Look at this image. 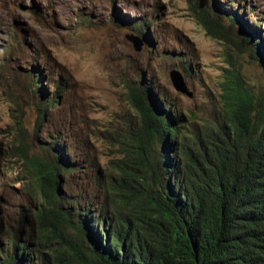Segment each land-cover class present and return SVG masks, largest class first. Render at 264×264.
<instances>
[{"label":"rangeland","instance_id":"obj_1","mask_svg":"<svg viewBox=\"0 0 264 264\" xmlns=\"http://www.w3.org/2000/svg\"><path fill=\"white\" fill-rule=\"evenodd\" d=\"M192 2L237 11L250 33L264 32V0ZM189 3L0 0V232L30 221L37 207L24 155L53 158L55 146L74 168L61 176L62 190L83 205L89 201L90 209L101 207L107 183L120 180L121 143L138 121L128 84L143 81L185 132L216 120L222 83L234 68L227 52L246 85L264 86L259 62L247 53L236 57L208 36ZM239 29L234 25L232 35ZM127 35L142 42L139 52ZM172 70L181 73L190 97L175 91Z\"/></svg>","mask_w":264,"mask_h":264},{"label":"trees","instance_id":"obj_2","mask_svg":"<svg viewBox=\"0 0 264 264\" xmlns=\"http://www.w3.org/2000/svg\"><path fill=\"white\" fill-rule=\"evenodd\" d=\"M189 2L208 36L264 70L263 31L250 33L237 11ZM233 55L216 120L192 132L143 81L127 85L138 121L100 208L62 190L74 172L62 147L24 155L37 207L0 232V264H264V86L246 85Z\"/></svg>","mask_w":264,"mask_h":264},{"label":"water","instance_id":"obj_3","mask_svg":"<svg viewBox=\"0 0 264 264\" xmlns=\"http://www.w3.org/2000/svg\"><path fill=\"white\" fill-rule=\"evenodd\" d=\"M126 39L132 44V47L135 51L139 52L142 48V42L135 36L127 35ZM169 78L172 83L175 91L185 94L188 97L191 96V93L187 91V87L183 81L181 73L177 70H172L169 73Z\"/></svg>","mask_w":264,"mask_h":264}]
</instances>
